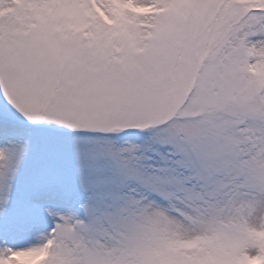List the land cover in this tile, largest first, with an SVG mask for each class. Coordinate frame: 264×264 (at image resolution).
<instances>
[{
	"label": "snow or ice",
	"instance_id": "snow-or-ice-1",
	"mask_svg": "<svg viewBox=\"0 0 264 264\" xmlns=\"http://www.w3.org/2000/svg\"><path fill=\"white\" fill-rule=\"evenodd\" d=\"M0 264H264V0H0Z\"/></svg>",
	"mask_w": 264,
	"mask_h": 264
}]
</instances>
